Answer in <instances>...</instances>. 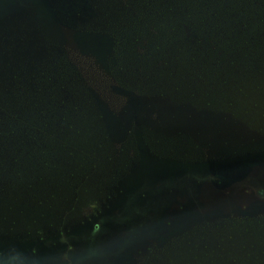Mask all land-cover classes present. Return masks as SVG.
Segmentation results:
<instances>
[{"label": "rangeland", "instance_id": "374dc122", "mask_svg": "<svg viewBox=\"0 0 264 264\" xmlns=\"http://www.w3.org/2000/svg\"><path fill=\"white\" fill-rule=\"evenodd\" d=\"M243 70L231 82L179 81L168 98H144L138 126L157 142L149 151L160 162L132 179L129 117L112 90L99 88L86 109L96 119L98 133L87 136L95 159L58 156L43 177L24 169L20 187L16 170L0 168V186L7 182L0 237L9 239L0 248L16 238L12 244L41 260L74 242L131 231L133 243L110 264H264V66L248 77Z\"/></svg>", "mask_w": 264, "mask_h": 264}, {"label": "trees", "instance_id": "16d2710c", "mask_svg": "<svg viewBox=\"0 0 264 264\" xmlns=\"http://www.w3.org/2000/svg\"><path fill=\"white\" fill-rule=\"evenodd\" d=\"M0 12V162L11 166L0 168L16 170L17 187L24 169L43 177L58 156L95 159L87 136L98 133L96 119L86 109L99 88L123 102L136 158L156 162L143 153L144 98H168L185 81L231 82L264 66V0H0Z\"/></svg>", "mask_w": 264, "mask_h": 264}, {"label": "clouds", "instance_id": "9594fccd", "mask_svg": "<svg viewBox=\"0 0 264 264\" xmlns=\"http://www.w3.org/2000/svg\"><path fill=\"white\" fill-rule=\"evenodd\" d=\"M134 239L131 231L110 238L96 237L45 253L41 260L43 264H110ZM35 257V252L15 244L0 248V264H41Z\"/></svg>", "mask_w": 264, "mask_h": 264}, {"label": "flooded vegetation", "instance_id": "af4514ba", "mask_svg": "<svg viewBox=\"0 0 264 264\" xmlns=\"http://www.w3.org/2000/svg\"><path fill=\"white\" fill-rule=\"evenodd\" d=\"M143 132H142V138L144 139V141H145V143H146V145H147V147H148V151L147 150H144L143 151V153H144V155L145 156H147V153L148 152H150L149 150L151 149V147L152 148H155V147H157L156 146V144H157V142H154V140H146L145 138H144V136H143ZM131 142H132V144H133V146H134V150H135V152H136V155H135V159H133V164H132V168L134 167V166H138V165H141V162H142V166H140V167H145V166H147V165H149V164H151L152 162H153V160L152 159H148V158H146V159H144V161H142L143 160V155H142V153H141V156H138L137 158H136V156H137V154H138V149H137V145H136V142H135V138H131ZM150 142V143H149ZM159 143H161L162 144V142H159ZM165 143H167V142H165ZM166 145H168V143L166 144ZM145 151H146V153H145ZM151 153V152H150ZM153 155H155V154H153L152 153V156ZM156 157H157V155H155ZM162 158V157H161ZM167 158H163V160H162V162H170V160L169 159H167ZM171 159V158H170ZM175 160V159H174ZM156 162H160V161H156ZM172 162V161H171ZM132 168H131V170H132Z\"/></svg>", "mask_w": 264, "mask_h": 264}, {"label": "water", "instance_id": "95a60500", "mask_svg": "<svg viewBox=\"0 0 264 264\" xmlns=\"http://www.w3.org/2000/svg\"><path fill=\"white\" fill-rule=\"evenodd\" d=\"M2 15H4V13H3V12H0V17H1ZM140 169H141V167H140ZM25 198H26V197H24V199H22V200H25ZM13 203H16V202H12V203H10V205H12ZM17 203H18V202H17ZM17 203H16V204H17ZM5 207H6V206H5L3 203H0V213H6V211H5ZM9 208H10V207H9ZM9 212H11L13 215L18 214V213H16V212H14L12 208H10ZM19 215H20L21 218H22L21 221H26V220H27V217H25L24 215H22V214H19ZM0 240H6V241H8L9 239H8V238H2V237H0ZM14 240H16V238H15ZM14 240L11 239V241H9V244H8V245L12 244V242H13Z\"/></svg>", "mask_w": 264, "mask_h": 264}]
</instances>
